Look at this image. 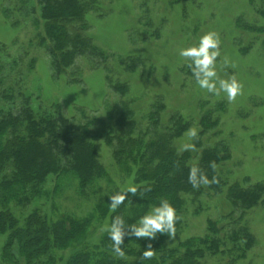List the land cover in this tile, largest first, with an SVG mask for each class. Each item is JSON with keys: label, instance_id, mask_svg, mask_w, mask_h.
Instances as JSON below:
<instances>
[{"label": "rangeland", "instance_id": "obj_1", "mask_svg": "<svg viewBox=\"0 0 264 264\" xmlns=\"http://www.w3.org/2000/svg\"><path fill=\"white\" fill-rule=\"evenodd\" d=\"M85 20L89 38L106 61L97 64L80 57L66 74L55 78L48 55L34 47L37 35H43L38 0H0V47L8 56H1L3 64H8L3 69L5 84L12 83V58L28 51L26 59L34 60L32 72L24 79L29 94L43 109L57 105L74 124L115 117L122 101L143 128L154 104L163 106L159 119L164 125L181 117L189 126L174 139L173 147L179 154L188 152L193 163L206 149L226 154L216 168L224 186L186 202L182 229L167 240L166 247L202 237L209 222H217L218 227L224 226L221 239L224 231L239 226L251 234L253 244L243 258H237L230 254L226 238L224 252L205 257L201 264H264V193L257 205L243 212L233 211L228 199L231 187L264 185V0H97ZM208 31L220 38L218 77L235 76L242 85L232 101L223 92L213 95L200 89L189 62L179 56L181 48L197 43ZM126 60H137V64L126 69L121 63ZM69 73L79 81H70ZM117 85L126 86L122 95L114 90ZM193 129L196 135L190 136ZM94 147L107 181L81 197L76 182L69 178L54 193L56 181L51 177L45 186L47 197L13 208L14 215L23 217L38 208L53 220L61 214L84 218L110 191L132 184L133 175L119 169L103 139L94 141ZM105 224L94 222L90 238L96 240ZM5 242L0 234V264H16L15 259L12 263L2 260Z\"/></svg>", "mask_w": 264, "mask_h": 264}, {"label": "trees", "instance_id": "obj_2", "mask_svg": "<svg viewBox=\"0 0 264 264\" xmlns=\"http://www.w3.org/2000/svg\"><path fill=\"white\" fill-rule=\"evenodd\" d=\"M96 1L38 0L43 35H37L34 47L43 49L50 58L53 77L66 74L80 57L97 64L106 61V55L87 34L85 16ZM3 55L6 56L5 48L0 47V234L6 237L4 262L15 259L16 264H201L205 257L224 252L226 238L231 245L230 254L244 257L253 244L251 234L238 226L224 231L221 239L224 226L218 227L217 222H209L204 236L189 238L173 248L166 247L170 238L167 234H157L151 241L125 236L122 257L112 251V242L105 232L101 231L96 240L91 239L94 222L107 224L111 217L121 216L128 224L134 223L162 199L176 209L179 220L175 234L179 233L186 202H195L207 190L218 192L224 186L216 168L227 155L218 149H206L193 163L188 152L177 153L173 141L189 125L179 116L170 119L168 125L161 123V104L151 106L144 128L124 101L115 117L74 124L57 105L43 109L29 94L24 79L32 72L34 60L26 59L28 51L12 58V83L7 84L3 69L8 64L1 61ZM136 61L121 63L131 70ZM68 75L70 81H79L72 77L74 73ZM114 90L122 95L126 86L117 85ZM99 139L109 145L119 169L126 176L133 175L132 184L150 191L142 196L127 194L125 204L113 211L107 197L115 193L113 189L84 218L61 214L53 220L38 208L23 217L14 215L13 208H25L47 197L45 186L51 177L56 181L54 193L63 185L62 180L69 178L76 182L81 197H88L99 183L107 181V173L96 158L94 141ZM192 168L199 169L198 176L203 173L215 182L193 187L189 182ZM263 193L264 185L243 189L234 186L228 190V199L233 211L243 212L257 205ZM147 243L153 250L149 258L142 254Z\"/></svg>", "mask_w": 264, "mask_h": 264}, {"label": "clouds", "instance_id": "obj_3", "mask_svg": "<svg viewBox=\"0 0 264 264\" xmlns=\"http://www.w3.org/2000/svg\"><path fill=\"white\" fill-rule=\"evenodd\" d=\"M219 48V35L214 31H208L198 38L197 43L181 48L179 56L189 62L192 76L200 89L213 95L223 92L226 94L227 99L232 101L241 93L242 85L235 76H230L228 79L218 77L216 64L220 55ZM189 135L195 136L196 131L194 129L190 130ZM198 172L199 169L197 168H192L189 172V182L192 183L193 187H197L198 184L207 185L215 182L214 178L209 181L203 173L198 176ZM138 190L141 191L138 193ZM148 191L150 189H141L135 184H129L122 190H116L113 195L107 196L109 199L108 205L115 211L122 204H125L127 194L142 196L144 192ZM99 196H104L103 191L99 193ZM178 220L176 209L166 199H162L136 222L128 224L123 217L113 216L110 218V223L102 226L101 230L107 234L112 242V251L117 256L122 257L125 253L121 244L125 236L147 238L149 241L153 240L157 234H167L172 237L175 234V225ZM145 247L146 250L142 253L143 257L149 258L153 255L152 245L147 243Z\"/></svg>", "mask_w": 264, "mask_h": 264}]
</instances>
